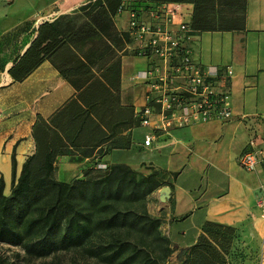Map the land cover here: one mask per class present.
Listing matches in <instances>:
<instances>
[{
  "label": "crops",
  "instance_id": "obj_1",
  "mask_svg": "<svg viewBox=\"0 0 264 264\" xmlns=\"http://www.w3.org/2000/svg\"><path fill=\"white\" fill-rule=\"evenodd\" d=\"M165 4L181 6L200 64L233 70L229 87L234 118L226 124L173 130L148 149L143 144L149 129L140 142L134 141L135 110L144 105L143 90L130 82L134 57L126 34L129 14L119 9L138 6L145 11ZM11 36L21 46L11 62L0 64L5 196L11 195L13 153L17 179L36 153L33 129L38 119L50 121L77 100L83 110H92L90 124L80 147L69 146L58 157V181L71 183L84 171L113 165H126L143 177L157 172L164 186L148 198L160 200L155 217L173 244L186 248L179 238L194 231L195 245L207 223L239 227L264 240L259 205L264 202V163L253 173L239 164L252 141L264 153V0H0V53ZM34 46L50 58L15 82L9 71ZM142 153L153 159H136Z\"/></svg>",
  "mask_w": 264,
  "mask_h": 264
},
{
  "label": "trees",
  "instance_id": "obj_2",
  "mask_svg": "<svg viewBox=\"0 0 264 264\" xmlns=\"http://www.w3.org/2000/svg\"><path fill=\"white\" fill-rule=\"evenodd\" d=\"M140 9L133 6L128 10ZM49 58L38 47H31L9 74L15 82L23 81ZM98 112L94 115L101 122ZM91 114L90 108L83 110L75 100L52 120L39 118L33 129L36 153L26 161L18 179L13 153L10 196H5L4 177L0 178V243L19 246L29 260L52 259L54 264H61L63 255H73L74 264L87 260L161 264L147 248L149 241L165 245L168 252L171 241L160 230L161 220L139 211L148 197L164 186L159 173L143 177L126 165H113L106 170L84 171L82 179L71 183L56 178L58 157L69 146L80 147L78 141L90 124ZM114 137L112 134L103 141L109 143ZM225 231L234 233L227 226L206 224L191 249L196 264H227L220 246L212 240ZM0 264H5L1 258Z\"/></svg>",
  "mask_w": 264,
  "mask_h": 264
},
{
  "label": "built area",
  "instance_id": "obj_3",
  "mask_svg": "<svg viewBox=\"0 0 264 264\" xmlns=\"http://www.w3.org/2000/svg\"><path fill=\"white\" fill-rule=\"evenodd\" d=\"M181 6L160 5L145 11L121 8L129 14L126 34L131 56L146 60L147 67L130 78L144 90V105L136 108L135 119L149 129L143 146L152 148L162 135L173 130L234 118L229 82L231 68L203 66L195 58L193 36L184 22ZM264 163V153L252 141L239 160L240 167L255 172ZM264 212V202L259 204Z\"/></svg>",
  "mask_w": 264,
  "mask_h": 264
},
{
  "label": "rangeland",
  "instance_id": "obj_4",
  "mask_svg": "<svg viewBox=\"0 0 264 264\" xmlns=\"http://www.w3.org/2000/svg\"><path fill=\"white\" fill-rule=\"evenodd\" d=\"M15 36V34H13ZM12 35V36H13ZM8 38V45L4 51L0 53V64L1 68L4 64L11 62L14 57L19 53L21 44L17 42V45L13 42L14 37ZM13 40V41H12ZM24 45V42L23 44ZM134 63L132 76H135L138 72L144 71L147 67L146 60L134 57ZM130 77V78H131ZM133 84V83H132ZM135 85V84H134ZM138 87V86H135ZM143 90V88L138 87ZM139 91L141 92V90ZM144 94V90H143ZM146 130L142 127L137 128L135 131L134 141L140 142ZM130 158H134L131 156ZM152 160L153 157L150 153H142L139 156L136 154V159ZM80 177L79 179H82ZM160 200L158 198L147 199V203L139 211L152 212L154 214L151 216L156 219V215L159 214ZM139 209V208H138ZM162 222V221H161ZM234 232L233 235H229L231 231H225L224 235H217L213 240V244L223 252L227 264H264V240L260 241L256 239V236L250 235L248 233H242L239 227H230ZM161 230V228H160ZM164 235L163 231L161 230ZM229 232V233H228ZM223 233V232H221ZM165 236V235H164ZM166 237V236H165ZM196 237L195 232L191 231L186 237H180L179 239L186 243V248H181L180 245L171 244L169 245L170 252L163 244L153 243L149 241L147 248L149 251L160 259L161 264H196L194 258L191 254L194 238ZM0 258L5 262V264H54L52 259H47L43 261H33L26 258L25 252L19 246H13L8 244L0 243ZM73 255H63L61 264H74ZM83 264H103L93 260H87Z\"/></svg>",
  "mask_w": 264,
  "mask_h": 264
},
{
  "label": "bare ground",
  "instance_id": "obj_5",
  "mask_svg": "<svg viewBox=\"0 0 264 264\" xmlns=\"http://www.w3.org/2000/svg\"><path fill=\"white\" fill-rule=\"evenodd\" d=\"M6 162V161H5ZM5 165V164H4ZM2 169V168H1Z\"/></svg>",
  "mask_w": 264,
  "mask_h": 264
},
{
  "label": "water",
  "instance_id": "obj_6",
  "mask_svg": "<svg viewBox=\"0 0 264 264\" xmlns=\"http://www.w3.org/2000/svg\"><path fill=\"white\" fill-rule=\"evenodd\" d=\"M164 201V200H163Z\"/></svg>",
  "mask_w": 264,
  "mask_h": 264
}]
</instances>
